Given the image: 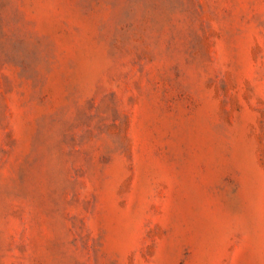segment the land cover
<instances>
[{
    "label": "rangeland",
    "instance_id": "1",
    "mask_svg": "<svg viewBox=\"0 0 264 264\" xmlns=\"http://www.w3.org/2000/svg\"><path fill=\"white\" fill-rule=\"evenodd\" d=\"M0 264H264V0H0Z\"/></svg>",
    "mask_w": 264,
    "mask_h": 264
}]
</instances>
